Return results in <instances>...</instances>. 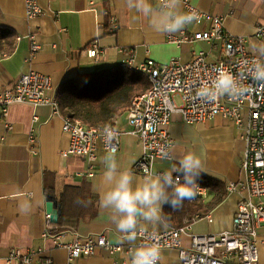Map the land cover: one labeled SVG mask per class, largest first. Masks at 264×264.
<instances>
[{"label":"crops","instance_id":"crops-1","mask_svg":"<svg viewBox=\"0 0 264 264\" xmlns=\"http://www.w3.org/2000/svg\"><path fill=\"white\" fill-rule=\"evenodd\" d=\"M200 9L212 16L222 15L226 29L235 35L247 38V49L264 46V38L255 31L264 23V0H191ZM154 6L158 0H152ZM43 12L29 18L24 0H0V27L10 28L15 33V50L12 54H0V90L13 87L19 77L30 70L50 74L55 91L69 78L91 73L101 68L123 66L134 49L133 66L154 60L163 65L172 59L190 61L200 51H206L210 61L222 54L221 46H212L206 40L177 43L169 34L155 32L148 19L130 10L126 0H39ZM183 7V4H182ZM184 9V8H183ZM212 18L202 24L192 23L182 31L194 34L209 30ZM182 31L175 34L181 35ZM38 50L33 51V45ZM96 43L101 53L91 57L86 53ZM63 115V114H62ZM54 112L51 104L12 103L7 115L0 109V264L9 263L7 257L13 248L23 251H41L39 264H67L66 248L56 245L74 241L78 237L104 233L113 243L128 246L136 244L138 238L129 243L118 234L110 214L99 208L93 217L80 220L77 227L57 228V223L47 217V196H59L67 184L83 178L99 185L103 172L104 152H100L92 177H74L76 170H87L86 160L65 155L69 145L68 135L63 131V116ZM118 127L128 130L127 115ZM174 139L173 157L191 150L200 155L202 172L227 186L237 184L226 199L212 212L191 225L189 234L183 235V245H191V233H220L232 227L239 201L247 195L240 182L246 180L242 170V158L246 148L245 131L229 118L221 115L202 123H185L179 119L169 126ZM141 140L124 132L121 147L116 154L119 167L130 170L135 176L142 174L134 165L142 155ZM178 167V159L158 160L155 172H172ZM178 172H174L177 175ZM210 192L207 199H211ZM60 202V201H59ZM163 206V211H164ZM164 230L169 228L163 220L155 225L141 220L138 228ZM264 233V228L260 229ZM260 259L264 264V243L259 246ZM129 255L111 254L97 247L94 255L82 256L78 264H128ZM176 248L164 249L160 264H180Z\"/></svg>","mask_w":264,"mask_h":264},{"label":"built area","instance_id":"built-area-1","mask_svg":"<svg viewBox=\"0 0 264 264\" xmlns=\"http://www.w3.org/2000/svg\"><path fill=\"white\" fill-rule=\"evenodd\" d=\"M29 18L43 12L39 0H24ZM185 11H195L202 24L212 18L213 26L209 30H201L194 34L182 31L181 35L170 34L169 39L177 43L184 41L206 40L213 47L221 46L222 54L210 61L206 51H200L190 61L172 59L166 64L158 65L154 60L144 61L134 67V49L129 50V58L124 64L130 69L147 75L151 86L144 92L135 95L127 113L129 129L122 130L110 126L119 133L117 153L121 147V137L124 132L137 136L142 143V155L134 165L136 172L144 175L146 170L154 171L158 160H165L164 153L172 156L174 139L169 126L179 119L185 123H202L215 116L229 118L245 131L246 148L242 158V170L246 180L240 182L241 188L247 190L237 205L232 227L220 233H191V245H183V235L189 234L191 225L170 227L164 230L137 229L138 242L123 246L113 243L104 233L78 237L72 242L62 243L56 240V245L66 248L67 264H78L82 256L94 255L97 247L107 249L111 254L129 255L130 249L141 243H156L161 249L176 248L179 251L180 264H258L260 259L259 246L264 243V82L253 81L247 75L245 65L258 57L247 49V38L235 35L226 29L222 15L212 16L200 9L191 0H183ZM255 35L264 38V23L257 27ZM33 45V51L38 50ZM91 57H98L100 47L94 43L86 50ZM219 67L230 70L234 75H240L248 91L242 96L230 99L221 97L215 103H205L196 98L195 93L201 81L211 80ZM243 74V75H241ZM51 104L57 115H62L55 91L53 77L36 70L23 73L13 87L0 90V109L7 115L12 103ZM63 116V131L68 135L69 145L65 155H73L86 160L87 170H76L70 174L74 177H92L95 163L100 152H105V141L100 127L87 126L81 120L68 115ZM116 153V154H117ZM170 159V158H168ZM177 175H174L175 178ZM197 193L207 194V188L197 183ZM235 183L228 185V190L235 191ZM50 218V214H47ZM264 232V231H263ZM41 251H23L20 248L11 249L7 261L18 264H39L37 258ZM161 259V257H160ZM51 264V258L46 260ZM160 264V260L158 261Z\"/></svg>","mask_w":264,"mask_h":264},{"label":"clouds","instance_id":"clouds-1","mask_svg":"<svg viewBox=\"0 0 264 264\" xmlns=\"http://www.w3.org/2000/svg\"><path fill=\"white\" fill-rule=\"evenodd\" d=\"M183 0H158L154 6L152 0H126L130 10L148 19L151 28L161 34H175L198 20L195 11H185ZM258 57H264V46L255 48ZM247 75L253 81L264 82V59H254L245 65ZM243 75V74H241ZM249 89L240 75L219 67L211 80L200 82L195 96L202 102L215 103L221 97L230 99L242 97ZM105 141L103 172L100 184L93 186L99 198V208L110 214L118 234L132 243L137 238V229L141 220L155 225L163 220V206L173 210L183 206L184 201L197 196V179L202 172L200 155L188 150L178 158L164 153L166 159H178V167L172 172L146 170L137 177L130 170L121 169L117 163V143L119 133L105 125L102 129ZM181 175L173 177V173ZM161 257L160 247L152 242L133 246L129 251L128 264H158Z\"/></svg>","mask_w":264,"mask_h":264},{"label":"trees","instance_id":"trees-1","mask_svg":"<svg viewBox=\"0 0 264 264\" xmlns=\"http://www.w3.org/2000/svg\"><path fill=\"white\" fill-rule=\"evenodd\" d=\"M14 50V31L1 26L0 54H12ZM150 86L147 75L142 72H134L123 66L101 68L66 80L57 92V99L62 114L79 119L87 126L118 127L119 120L128 113L132 98ZM197 183L207 188L206 195L197 194L176 210L165 205L163 222L169 228L192 225L212 212L229 194L225 184L204 172H201ZM210 192H213V196L208 200ZM59 201L62 212L57 223L58 229L77 227L80 220L93 217L98 211V197L92 192L88 178L67 184Z\"/></svg>","mask_w":264,"mask_h":264},{"label":"water","instance_id":"water-1","mask_svg":"<svg viewBox=\"0 0 264 264\" xmlns=\"http://www.w3.org/2000/svg\"><path fill=\"white\" fill-rule=\"evenodd\" d=\"M47 199V212L50 214V221L58 223L62 212L61 203L57 200L55 195L49 194Z\"/></svg>","mask_w":264,"mask_h":264},{"label":"rangeland","instance_id":"rangeland-1","mask_svg":"<svg viewBox=\"0 0 264 264\" xmlns=\"http://www.w3.org/2000/svg\"><path fill=\"white\" fill-rule=\"evenodd\" d=\"M119 123H120V121L117 124H119Z\"/></svg>","mask_w":264,"mask_h":264}]
</instances>
